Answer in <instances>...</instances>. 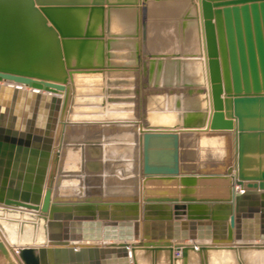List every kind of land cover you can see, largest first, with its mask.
<instances>
[{"label": "water", "instance_id": "1", "mask_svg": "<svg viewBox=\"0 0 264 264\" xmlns=\"http://www.w3.org/2000/svg\"><path fill=\"white\" fill-rule=\"evenodd\" d=\"M104 253L264 264V0H0V264Z\"/></svg>", "mask_w": 264, "mask_h": 264}, {"label": "crops", "instance_id": "2", "mask_svg": "<svg viewBox=\"0 0 264 264\" xmlns=\"http://www.w3.org/2000/svg\"><path fill=\"white\" fill-rule=\"evenodd\" d=\"M55 145V144H54ZM141 204H140V207H139V210L141 212ZM141 227V226H140ZM148 230L151 232L152 228L149 227ZM93 243H96V242H93ZM97 243H101L103 244L102 242H97ZM104 256L105 258H103L101 255L98 257V258H90L89 255H86V257H80L79 261H75L74 264H96V261H105L106 264H112L113 260L114 259H117V255L115 254H105L104 253ZM102 257V258H101Z\"/></svg>", "mask_w": 264, "mask_h": 264}, {"label": "built area", "instance_id": "3", "mask_svg": "<svg viewBox=\"0 0 264 264\" xmlns=\"http://www.w3.org/2000/svg\"><path fill=\"white\" fill-rule=\"evenodd\" d=\"M175 255H178V252H175Z\"/></svg>", "mask_w": 264, "mask_h": 264}]
</instances>
